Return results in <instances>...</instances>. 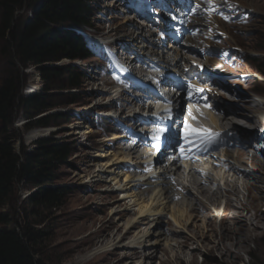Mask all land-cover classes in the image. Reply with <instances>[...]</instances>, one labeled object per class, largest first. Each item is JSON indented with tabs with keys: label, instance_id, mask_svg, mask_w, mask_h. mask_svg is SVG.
I'll use <instances>...</instances> for the list:
<instances>
[{
	"label": "rangeland",
	"instance_id": "obj_1",
	"mask_svg": "<svg viewBox=\"0 0 264 264\" xmlns=\"http://www.w3.org/2000/svg\"><path fill=\"white\" fill-rule=\"evenodd\" d=\"M228 2L237 4L234 12L235 10L238 12L236 13L237 16L243 14V20L235 19L234 22L230 23L225 18L223 20L216 18L218 20L216 25H219L216 28L212 27V24L206 25L203 23L201 25L204 30L203 36L193 41H195L194 46L199 44L201 40H203V44L210 45L211 51H209L210 54L205 60V67L208 72L206 77L210 76L211 87L216 91V99H213L215 95L210 96L208 105L213 106L215 100L223 106H233L245 110L246 104L243 102V96L246 94L250 96V99L264 103V75L261 72V65L253 63L252 60L254 59H249V56H252L264 61V0H223L225 5H228ZM133 15L125 7L122 0H93L91 12L93 27L89 28L87 32L96 39L109 42L111 46L116 47L119 43L116 42L117 38L127 40L135 37L137 39L138 35H134V31L141 28H139V23ZM17 16H30V12L24 7L17 13ZM224 16L231 19L227 13ZM212 21L208 22L214 23ZM210 28L213 29V34H210ZM142 31L144 30L142 29ZM142 34L147 35L145 31ZM185 42L183 41V44L188 45ZM164 47L170 56L177 53L176 60L180 63V68L184 66L185 61L187 66L192 60L204 63V60L194 51L191 53L183 51L180 44ZM187 47L192 50V45ZM167 48L171 49L167 50ZM147 50L149 51V49ZM118 51V54L122 55L124 53V51L121 52L122 50ZM203 52L207 54L208 49H204ZM97 53L98 51L88 60L74 62L73 65L81 73L80 88L77 90L60 88L59 85H56L53 89L51 88L52 90H45L44 83L36 67H23L18 63L16 65L15 71L22 80L19 93L23 97L42 94V97L47 96L48 101L54 105L52 110L42 115L27 112L20 105L16 106L10 128L16 150L20 152L25 148L33 151L35 148L33 145L37 140L52 137V134H56L55 138L57 140L70 143L73 152L68 164L60 168L59 179L54 186L70 188L69 194L64 198L62 205L50 211L43 208H34L27 201L36 189L24 183L17 185L3 209L10 215L11 227H16L20 231L28 227L42 233V238L34 244L37 252L36 258L42 264H166L163 260L173 259L176 253H179V256L177 260L173 259L175 264H178L179 261L182 262L181 264H190L193 256L198 264H215L216 260L223 262V257L218 252L215 254L214 259L209 257L208 247L214 245L216 239L211 231L212 228L219 231L220 218L218 215L224 199L221 195H213L214 202L209 205L205 198L199 195L196 186L187 178L189 177L186 174L187 168L189 166L193 167L192 169L195 168L200 172L199 175L210 177V185L204 186L201 183L204 188H208V191H211L213 186L216 191L225 190L226 187L223 183L228 181L233 190L232 196L228 197L231 204V200L242 203L244 197L241 187L242 181L249 179L259 189L264 188V181H255L252 177L241 178L227 173L222 165H215V162L210 159L216 161L220 159V151L218 150L208 153L207 155L211 156L209 159L207 157L203 159L191 157L189 158L191 162L182 160L178 163V165H181L180 173L173 174L174 182H170L173 184L182 182L187 188L184 191L178 189L173 191H176L175 193L181 192L182 198L190 205V209L187 210L191 212L188 220H186V229L184 230L175 224L173 216L165 212L155 217L158 218L159 229L143 223H140L136 229L137 231L151 230L156 235L163 231L165 234L167 233L166 236H161L157 251L152 250L151 246L155 241V237H150L151 240L144 245L145 247L138 249L131 247L130 242L132 240H130V237H133L134 233L131 236L127 235L128 228H126L125 223L138 212V207L134 206V199L124 197L123 190L115 182L101 180L96 177L101 176V173L105 171L111 172L112 169L115 170L123 166L116 161V158H113L115 154H122V157L124 153H127L124 145L118 146L116 142L117 140L120 142L125 141L119 139L121 136H116L119 129L116 121L126 118L130 113L119 111L120 105L123 103L121 101L116 102L113 108L110 105L112 100L120 93L117 94L118 92H113L110 88L113 84L108 77L103 75L101 66H105V64L102 55H97ZM3 54L0 48V83L9 71L10 56H8L9 54L6 56ZM167 56L165 55L163 60L170 62L172 57ZM136 62L138 66L139 63ZM69 64L68 61H63L58 65L66 66ZM104 81H108L106 85H104ZM201 81L204 85H207L204 80ZM206 88L208 89V87ZM231 90L236 91V93ZM124 94L129 99L138 98L132 97L128 93ZM73 100L75 103L68 104L69 101ZM201 108L207 110L206 116H215L214 110H209L208 107L203 106ZM110 111L117 112L116 115L113 114L116 121L107 117L110 115ZM138 111H140L139 108L134 109V113ZM245 113L251 115L247 109ZM50 115H64L65 120H70L67 123L64 121L57 122L49 128L36 127L37 122L42 117ZM222 116V113L215 116L217 122H220ZM239 121L241 125L244 123L242 120ZM241 129L243 132H253L252 129L247 130L240 127ZM36 130L42 131V134L36 138H31L32 133ZM243 132L241 136H243ZM223 139L224 137L215 138L213 143L223 141ZM195 145L196 149L204 146L202 141L195 142L193 146ZM225 146L227 147L224 150L228 153H239L242 162L238 164L245 169L248 167L245 162L247 155L252 154L255 157V153H250V151L252 149L259 150L260 147L256 144H250L248 148H245V144L230 143L228 140ZM119 147L123 149L119 150ZM141 153L143 152H139V154ZM109 159L112 162L107 165ZM135 160L134 163L132 161L124 164L127 167L115 170V174L119 176L120 186L124 184L125 173L135 175L138 172V174L145 175L147 178H141L139 181L141 183L152 177L150 176V169L149 173L146 174L139 173L136 170L134 172L127 171L129 167L127 164L135 166L136 161L138 162V160ZM154 162V159L149 161L152 168L157 166L153 165ZM144 164L141 165L143 169ZM251 168V172L255 176L264 179V167L261 169ZM156 169L158 172L160 171L158 167ZM146 186H142L141 190L145 191L149 188ZM258 201H260L259 213L264 215V197L258 199ZM211 218H214L212 228L206 224ZM171 229L172 232L177 234L168 233V230ZM103 230L106 231L103 232ZM201 234L208 240V244L206 241L200 242L202 241L200 240ZM195 237L197 241H195ZM185 238H190L189 247L181 250L178 248L177 243L183 242ZM168 245H170L169 249L167 248L168 254L165 256L163 251ZM135 251L139 252L136 256H134ZM238 254V259H230L224 264H264V231L256 240L247 243L245 251Z\"/></svg>",
	"mask_w": 264,
	"mask_h": 264
},
{
	"label": "trees",
	"instance_id": "obj_2",
	"mask_svg": "<svg viewBox=\"0 0 264 264\" xmlns=\"http://www.w3.org/2000/svg\"><path fill=\"white\" fill-rule=\"evenodd\" d=\"M92 3L93 0H0V48L4 56H10L9 71L0 83V264H42L34 246L42 233L28 227L21 231L11 227L10 215L3 209L15 187L22 183L36 189L27 201L30 206L49 211L59 208L70 188L54 186L60 168L68 164L73 152L70 143L57 140L56 134L37 140L33 151L16 150L10 132L16 106L37 115L54 108L47 96L23 97L19 93L22 80L16 65L36 67L45 90L56 85L79 89L81 73L73 64L91 57L79 30L93 27ZM24 7L30 16L18 17ZM250 58L261 65L264 75V61ZM63 61L70 64L59 66ZM73 103L74 100L68 102ZM64 117L44 116L36 127L67 123L70 119Z\"/></svg>",
	"mask_w": 264,
	"mask_h": 264
},
{
	"label": "bare ground",
	"instance_id": "obj_3",
	"mask_svg": "<svg viewBox=\"0 0 264 264\" xmlns=\"http://www.w3.org/2000/svg\"><path fill=\"white\" fill-rule=\"evenodd\" d=\"M140 30L142 31V28ZM140 30L134 31V35H138L137 39H135V37H132L131 39L129 38L127 40H121L119 38L116 39V42H119L123 46L122 49L124 53L122 54V56L125 58L127 63H129L130 66L135 67L137 66L135 64L136 60H146V63H154L161 70H167L170 66H173L175 72H177L181 66L180 63L176 60L177 53L170 56L168 54V51H166L164 45L159 42V39L153 35L154 32L151 33L152 36L150 37L148 35L142 34V32L144 33V31L141 32ZM187 46L188 45L180 44V47H182L183 51H189ZM147 49H149V51ZM170 49L171 48H167V50ZM165 55H168L167 57H172V60H170V62L164 61L163 58ZM184 64H187V62L185 61ZM140 68L144 70L143 67ZM107 82L108 81H104V85H106ZM139 83V85L143 84L141 82ZM137 91L142 93H140L138 98L129 99L125 96V92H121L115 99L112 100V103L110 105L113 108V105H116V102L121 101L123 103L120 105L119 111L123 113L128 111L130 112V114H132V112H134V109L139 108L140 111H138L137 113H140L144 107L143 102H145L146 107L147 102L145 101V99L149 95L143 93L140 88H138ZM231 91L236 93V91L234 90ZM243 98V102L246 104L245 110L233 106H223L219 102L214 100V104H216L214 111L217 114L222 113L223 116L220 118V122H217L215 118L211 117V122L215 126L216 131L224 132V135L227 136L225 137L226 140H228V142L230 143L239 142L241 144H245V148H248L250 144H256L260 146L259 150L252 149L250 151V153H255L256 156L253 157L252 154L247 155V157L245 158V162L248 167L246 169L242 165L238 164L242 162L238 152L228 153L227 151L222 150L219 154L220 159H218L217 161L214 159L210 160L217 162H212L215 165H222L224 170L229 174L236 175L241 178L252 177L255 179V181L263 182V178L257 177L251 172V167L257 169H261L262 167H264V114H262L264 112V103L262 101L250 99V96L247 94L244 95ZM246 109L249 110L251 115L245 113ZM116 113L117 112L115 111H110V114L112 115H116ZM134 114H136V112ZM239 120H242V122L244 123H242L241 125ZM240 127L247 130L252 129L253 132H243L242 129L240 130ZM41 132L42 131L39 130L34 131L32 133L31 138H36L40 136V134H42ZM169 132H173V129L167 126L164 127V130L160 133V135L164 137ZM242 132L243 136H241ZM258 133H260L261 136H259L260 134ZM119 139L129 140L127 136H121L119 137ZM132 148L134 147L131 145V149ZM118 149L121 150L123 148L119 147ZM126 149L127 153H124L122 157V154L114 155L113 158H116V161H118L119 164L123 165L121 168H116L115 170L127 167L124 164L132 161L134 163V160L136 159L138 160V162L135 160V169H139L142 171L143 167L141 165L145 163V161L142 160V156L145 155L146 152L139 154V151L137 150H131L128 148ZM181 149L184 154H189L192 152V150L190 152L187 149L185 144L182 146ZM161 159L162 156L158 158V164L161 163ZM111 162L112 160L109 159L107 165L111 164ZM180 166L176 167V169L173 171L174 174L180 173ZM156 168V166L155 168L151 167L149 172L150 176L152 177L149 178L146 182L144 180V183H141L139 181L141 180V178H147L145 175L138 173L135 175L132 173H125L124 184L120 186L119 176L115 174L116 171L113 169L111 172L105 171L104 173H101V176H96L99 177L101 180L104 179L115 182V184L119 186V188L121 187V189L123 190V194L125 195L124 197H126V199H134V206L138 207V212L135 213L125 223L126 228H128L127 235L131 236V234L134 233L133 237H130V240H132L130 242V245L135 249L145 247L144 245L150 242V237H155V241L151 244L153 248L152 250H154L155 252L157 251L161 236H166L167 233L165 234L164 231H159L160 234L156 235L151 230L137 231L136 229L138 228V225L140 223H143L146 225H150V227L155 226L158 228V218L155 217H158L166 212L173 216L175 224L185 230L186 220H188L189 213L191 212L187 211L188 209H190V205L185 202V200L182 198L181 192H173L177 189L181 191L187 190L184 183L176 182L175 184H173L172 182H170V174L167 173V171H162L160 167V171L158 172ZM199 173L200 172L198 170H194L191 167H188L186 173L187 176H189L187 178H189L191 183L196 186L199 195L205 198V201L209 205L214 202L212 198L213 195H221L224 199L221 206L222 208L218 215L220 218L219 231L215 230V228H212L214 224V218H211V220L206 223L212 228L211 231L216 236L214 245L208 247L209 257L214 259V257L216 256L215 254L217 252L221 254V256L223 257V262L215 259V264H224V262L227 263V261L230 259H238V253L241 251H245L247 243L256 240L261 234H263L264 215L259 213L258 207L260 206V201H258V199L264 197V188L259 189L257 185L253 183V181H249V179L244 180L241 182V187L244 192L242 203H238L234 200H231V204L229 203L228 197L232 196L233 190L231 188L232 185L228 183V181L227 183H223V185H225L226 187L225 190L216 191V188H214L213 186L211 188V191L209 190V192L207 190L208 188L206 189V187L204 188V186L210 185V177L207 178L208 176L205 177L204 175H199ZM201 183H203L204 186ZM145 185H147L149 188H147L145 191H142L141 188H143L142 186ZM194 208L197 209L196 207ZM104 231L106 230H103V232ZM168 231V233L170 234L176 233L172 232V229ZM189 239L185 238L183 242H178V248L181 250H183L184 248H188L190 241ZM200 240H202L200 241L201 243H203L204 241H206L207 244L209 243L203 234H201ZM195 241H197V238L195 239ZM165 242L167 241L165 240ZM169 246L170 245L164 248L163 253L165 256L168 254L167 248L169 249ZM138 254L139 252L135 251L134 256ZM178 256L179 253H176L173 256V259L177 260ZM173 259H164L163 261L166 264H175V261ZM177 263L181 264L182 262L179 261ZM190 264H198L194 256Z\"/></svg>",
	"mask_w": 264,
	"mask_h": 264
},
{
	"label": "snow or ice",
	"instance_id": "obj_4",
	"mask_svg": "<svg viewBox=\"0 0 264 264\" xmlns=\"http://www.w3.org/2000/svg\"><path fill=\"white\" fill-rule=\"evenodd\" d=\"M186 129H187V125H186ZM193 131H195V130H193ZM203 132H204L203 135H198L195 137V139L202 141L204 144V149H206L207 146L211 145L215 141V138L219 134L218 133H207V130H203ZM185 139H186V141L189 139H192V137L188 134L187 131H186ZM204 149H202V150H204Z\"/></svg>",
	"mask_w": 264,
	"mask_h": 264
}]
</instances>
